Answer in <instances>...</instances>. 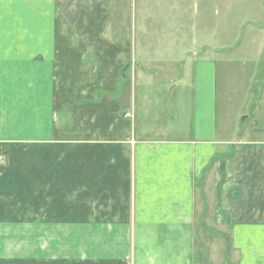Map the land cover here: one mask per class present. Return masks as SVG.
<instances>
[{
	"label": "crops",
	"instance_id": "crops-1",
	"mask_svg": "<svg viewBox=\"0 0 264 264\" xmlns=\"http://www.w3.org/2000/svg\"><path fill=\"white\" fill-rule=\"evenodd\" d=\"M201 2L131 43L118 0H0V264H198L210 218L264 264V0Z\"/></svg>",
	"mask_w": 264,
	"mask_h": 264
},
{
	"label": "rangeland",
	"instance_id": "rangeland-1",
	"mask_svg": "<svg viewBox=\"0 0 264 264\" xmlns=\"http://www.w3.org/2000/svg\"><path fill=\"white\" fill-rule=\"evenodd\" d=\"M82 1V0H81ZM119 2H123L124 7L119 9L117 6L119 4H116V11L117 15H120L121 13L125 16L128 14V18L131 22L130 24V35L132 38L131 43L133 42V36L135 32V27L133 25V19L136 17V21L138 23L143 21L144 17L141 15V10L144 6L142 5H148L151 9H156L158 14L161 15L160 22L156 19H152L151 21H156L152 25H150L149 30L147 29L146 24V30L147 33L155 32L159 33L164 31V33H169L170 31V25L169 20L176 16V18H185L187 21H183L182 23H178L179 30L178 32H185L182 31V28H186V32L193 31L194 33L197 32V27L199 24H197V21L200 20V16L202 13V2L201 0H118ZM176 7V9H175ZM157 15V14H156ZM216 15V14H215ZM152 15H148L150 17ZM172 16V17H171ZM158 19V18H157ZM164 22H166L164 24ZM120 27V26H119ZM139 25H137L138 30V37L136 39V58H134V63L136 61V64L141 63V51L142 49V41L144 37L143 30H139ZM173 27V25H172ZM151 28V29H150ZM145 30V31H146ZM141 37V38H140ZM148 45H152V41L147 42ZM157 49H160L157 47ZM237 87L241 88L242 82H237ZM234 88V85H233ZM244 88V87H242ZM239 94V93H238ZM242 94L239 96L241 97ZM238 104V103H237ZM239 105L242 106L243 103L239 101ZM196 232H195V259L198 264H224L226 263V259L229 255V248L226 243L227 237L229 236V233L227 231H219L211 222L210 219H201V222H196L195 225Z\"/></svg>",
	"mask_w": 264,
	"mask_h": 264
},
{
	"label": "built area",
	"instance_id": "built-area-1",
	"mask_svg": "<svg viewBox=\"0 0 264 264\" xmlns=\"http://www.w3.org/2000/svg\"><path fill=\"white\" fill-rule=\"evenodd\" d=\"M6 163V156L4 152L0 149V165H4Z\"/></svg>",
	"mask_w": 264,
	"mask_h": 264
}]
</instances>
